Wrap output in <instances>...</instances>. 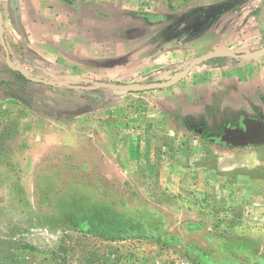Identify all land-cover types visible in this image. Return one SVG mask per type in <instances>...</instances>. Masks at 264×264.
Returning a JSON list of instances; mask_svg holds the SVG:
<instances>
[{"label": "rangeland", "instance_id": "rangeland-1", "mask_svg": "<svg viewBox=\"0 0 264 264\" xmlns=\"http://www.w3.org/2000/svg\"><path fill=\"white\" fill-rule=\"evenodd\" d=\"M70 1L90 13L126 11L124 18L130 20L119 22L120 46L114 52L124 57H137L140 50L151 58L159 53L147 46L151 41L168 39L169 47L176 45L171 39L179 30L163 35L165 27L198 14L204 21L198 30L180 35L189 56L176 67L167 63L145 70V76L128 77L132 61L116 71L104 62L73 72L55 59L56 48L58 58L65 59L63 39L56 47L58 37L49 29L54 15L68 11L63 0H0L3 37L12 57L8 64L0 43V264H264V189L250 188L240 170L224 174L228 158L223 154L233 146L218 127L241 114L217 115L223 92L209 95L198 92V83L178 85L187 75L171 86L141 92L82 88L96 82L170 80L226 31L248 30V37L236 38L246 47L236 51L238 56L260 52L264 0ZM219 4L210 13L209 7ZM223 13L230 17L224 32L206 31L192 39ZM111 29L105 24V34ZM134 33L141 36L135 39ZM115 49L105 43V59ZM210 63L214 60L202 64ZM148 91L165 98H145ZM213 120L216 125L208 123ZM249 120L243 118V131ZM199 128L219 131V138L210 140ZM258 135L264 138L262 131ZM247 146V152L264 153V145ZM254 160L230 159L237 166ZM208 164L218 170L215 179L197 185L193 168Z\"/></svg>", "mask_w": 264, "mask_h": 264}, {"label": "crops", "instance_id": "crops-1", "mask_svg": "<svg viewBox=\"0 0 264 264\" xmlns=\"http://www.w3.org/2000/svg\"><path fill=\"white\" fill-rule=\"evenodd\" d=\"M63 1L68 11L66 14H64V16L54 15V19L49 23V29H53L55 31V35L58 37L54 38L56 47H59L61 38L63 39L62 54H65V59L58 58L61 57L58 56V54L61 53V50H58L57 48L55 50L59 53L57 56H55V59L57 61L63 60L64 62L61 63L63 65L67 64L66 66H69L68 69L73 72L77 70L85 71L89 69L88 63H93L100 66L102 63L104 64V62L108 64L109 68L116 71L121 67H126L125 65L129 66L132 61L134 63H132L133 69L131 73L127 74V76H145V70L151 69L150 71H152L167 63L169 64L168 66L173 68L176 67L179 62H182L184 58L186 59V57L189 56L186 51L187 49L184 48L186 44H184L182 41L183 38L181 37L185 33L182 32L181 29L185 24H187L188 21H178V23L175 24L173 28L165 27L163 32L161 31L163 35H166L170 34L172 30H179V32H177L178 34L176 33L177 35L171 39L176 42V45L169 47L168 39H166L164 44L158 43L157 41H151V43L147 44L149 47L158 48L159 53V49L163 48L162 54L157 53L155 56H153V54V57L148 58L142 55L140 53L141 51L139 50L137 52V57L135 55L132 57L129 55L124 57L119 54L116 55L114 52H119L118 47L120 46L121 37L119 22L122 19L130 20L129 18H124V16H126L124 12L126 11L104 12L95 10L90 13L87 11V8L81 5L80 2H74L70 0ZM226 14L227 13L220 14V16L212 25L209 24L207 30L199 32L197 31L192 34V39H200L204 36L206 31L207 33L211 31L215 32L216 34L224 32V28H226L225 21L230 18ZM134 19L136 20L138 18L135 16ZM142 19L145 20V18ZM142 19L141 22H143ZM248 20L251 22L253 19L248 18ZM262 20L264 21V16L262 17ZM105 24L113 28L108 34H105L104 31ZM262 26H264V22H262ZM194 31L195 30H193V32ZM251 32L253 31L251 30ZM247 33V28H242L241 30L235 31V33L226 31L225 34L222 35L221 41L218 40L217 42L213 43V45L211 44L210 49L206 53L217 49H236L235 51H241L242 49L245 50L246 47H243L241 42H239V40L236 38L239 39L241 36L248 37ZM140 36L141 35L138 33H134L132 35V37H135V39ZM127 37H131V32H127ZM233 39H235V42H233ZM105 43H110L111 47H114L115 45L117 48L115 49L116 51L113 50L111 52L110 59H105L106 57L104 56L103 48ZM212 59L214 60V63H210L208 65L202 64L200 67H194L187 74L185 79H183L181 83L177 84L182 86L181 84H183V82H187L185 85H187L189 82L198 83V92H200L199 90L202 89L205 90L209 95L223 92L224 95L221 100V104H219V112L217 113L219 116H221L225 111L229 113H243L247 116H260L261 118H264V54L253 58H243L237 54L224 53ZM174 88L175 87H173V90ZM150 92L151 91L146 93L144 92L145 98H147V96H156V98L161 99L162 97L165 98V93L152 94ZM133 97L138 98V95H134ZM208 100H212L211 96H209ZM214 117L215 116L211 115L210 113V118L214 119ZM208 123L214 125L217 124L216 120ZM249 123H247V125ZM228 145H232L233 148L225 151L223 154L224 159L228 158V165L224 167V174L226 175L228 172L235 173L236 170H240L241 172L246 173L244 176L245 179L247 176L246 180L250 188L261 189L262 185V189H264V166H262L264 161V153L260 149L257 150L256 153L251 151L247 152V148H251L247 145L263 146L264 142L246 144L237 142L233 144L229 143ZM248 153L250 154L248 155ZM237 155H243L248 158L253 157L255 160L253 162L247 161V163L237 166V163H232L233 161H230V159H234ZM208 165V167L199 166L197 168H193L192 175L195 176V174H198V176L195 178L197 185L204 184V182L202 183L201 181H203L205 178H207L208 183H211L210 177H214L215 179L214 175H216L218 170L216 169V166L212 167V165ZM181 173L182 171H171L170 174L180 175ZM249 173H259L260 176L252 178L248 176ZM172 180H174V178H171V181ZM173 184L174 181L171 182V185ZM176 185H180V183Z\"/></svg>", "mask_w": 264, "mask_h": 264}, {"label": "water", "instance_id": "water-1", "mask_svg": "<svg viewBox=\"0 0 264 264\" xmlns=\"http://www.w3.org/2000/svg\"><path fill=\"white\" fill-rule=\"evenodd\" d=\"M222 7V5H216V6H211L209 7L210 13H215L217 10H219ZM0 43L4 49L5 52V57H6V62L8 64L11 63V58L9 56V51L7 48V45L5 43L4 37H3V27L1 23V15H0ZM235 54V50H230V49H217L214 51H211L209 53H205L201 56L196 57L195 59L191 60L189 64H187L183 69L177 71L172 79L162 81V82H150V83H112V82H96L94 87L91 86H82L84 89H91V88H101V89H112V90H117V91H122V92H141V91H147V90H152V89H160V88H165L168 86L173 85L174 83L180 81L183 77H185L191 70L192 67L202 64L205 61H208L212 58H215L221 54ZM264 54V47L260 52H251L249 54H240L243 58H249V57H257L261 56ZM20 72L25 75L24 70H20ZM31 80L36 81V82H41L45 83L48 85H59L62 87H73V88H79L81 86H73V85H67L63 82H55V81H45L36 77H30ZM261 133V130H256V129H250V127H246V131L242 130V133H239L236 137L240 138L238 140V143L246 144V143H260L264 142V138L259 137L258 134ZM255 137H258L259 139H254ZM253 138V139H252Z\"/></svg>", "mask_w": 264, "mask_h": 264}, {"label": "flooded vegetation", "instance_id": "flooded-vegetation-1", "mask_svg": "<svg viewBox=\"0 0 264 264\" xmlns=\"http://www.w3.org/2000/svg\"><path fill=\"white\" fill-rule=\"evenodd\" d=\"M202 21H204L203 14L195 15L187 22V24H185L183 26L181 31H184L185 33H187L189 30H191V31L198 30V28L201 25ZM246 116L247 115L242 113L241 117L239 119H237L235 117H229L227 120L223 119L221 124H220V127H218V128H220V130L223 132V134H225V133H227V134L230 133L231 134L233 132H236L237 130L245 129V125L242 123V120H243V118H246ZM247 118L253 119V120H249L251 122V123L248 124V126L250 128L254 124V125H257L264 132V118H261L260 116H247ZM202 128H199L200 132H203V131L207 130V129H202ZM219 133H220L219 131H215V133H213V132L210 133V136L208 137V139L216 140L217 138H219L218 137ZM224 142L237 143V140H232L231 136L226 135V140Z\"/></svg>", "mask_w": 264, "mask_h": 264}, {"label": "trees", "instance_id": "trees-1", "mask_svg": "<svg viewBox=\"0 0 264 264\" xmlns=\"http://www.w3.org/2000/svg\"><path fill=\"white\" fill-rule=\"evenodd\" d=\"M236 54V53H235ZM10 58L12 59V57H11V55H10ZM252 129H254L253 127H252ZM262 131V130H261ZM263 132V131H262ZM202 135H204V136H206V137H209L210 136V133H209V131L208 130H206V131H203V132H200ZM264 133V132H263ZM233 134L234 133H228L227 135L228 136H231V139L232 140H240V138H237L236 136H233ZM233 137V138H232Z\"/></svg>", "mask_w": 264, "mask_h": 264}, {"label": "built area", "instance_id": "built-area-1", "mask_svg": "<svg viewBox=\"0 0 264 264\" xmlns=\"http://www.w3.org/2000/svg\"><path fill=\"white\" fill-rule=\"evenodd\" d=\"M178 264H195V263H192V262H190V261L185 260V261H181V262L178 263Z\"/></svg>", "mask_w": 264, "mask_h": 264}]
</instances>
